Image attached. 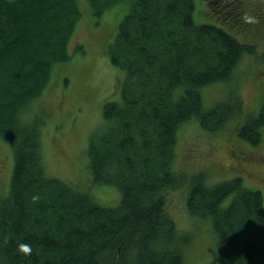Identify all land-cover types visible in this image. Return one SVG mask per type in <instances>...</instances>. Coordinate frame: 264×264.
<instances>
[{"label":"trees","instance_id":"trees-1","mask_svg":"<svg viewBox=\"0 0 264 264\" xmlns=\"http://www.w3.org/2000/svg\"><path fill=\"white\" fill-rule=\"evenodd\" d=\"M208 2L226 27L198 24L195 0H0V141L13 152L0 193V264H185L194 230L175 219V197L210 223L217 252L206 264H264V190L179 165L188 124L214 133L242 119L240 139L255 148L264 139V96L259 113L244 116L240 99L208 108L203 95L256 53L264 0ZM85 9L95 24L109 10L120 15L102 54L125 77L120 98L103 104L81 185L48 173L39 114L48 87L65 81ZM105 185L120 192L116 200L97 198Z\"/></svg>","mask_w":264,"mask_h":264},{"label":"rangeland","instance_id":"rangeland-1","mask_svg":"<svg viewBox=\"0 0 264 264\" xmlns=\"http://www.w3.org/2000/svg\"><path fill=\"white\" fill-rule=\"evenodd\" d=\"M195 3L194 17L198 24L226 27L219 23L221 16L214 10L217 6L212 8L208 0H195ZM85 11L86 15L81 17L69 46L73 55L64 71L65 81L56 78L62 82L58 84L57 80L48 87L40 100L42 112L39 114L48 173L81 185H85L82 182H87V173L90 174L86 153L90 137L105 124L103 104L120 98V80L125 77L124 71L112 66L108 54H102L103 45L106 43L107 47L106 40L112 33V23L119 20L120 15L116 16V12L109 10L95 24L89 9ZM245 34L241 31L236 35L245 41ZM253 42L257 43L256 53L244 56L230 82L203 90L206 107L238 98L246 112L244 116L248 112L251 113L249 116L259 113L264 96V36H258ZM79 44H83V53L74 50ZM231 122L214 133L204 131L196 123L179 129V165L186 169H202L200 172L206 175L211 173V178L215 180L213 183L241 176L247 187L264 190V139L259 147H252L237 136L244 121L234 119ZM262 133L264 135V128ZM12 165L10 144L0 141V193L6 192L7 185L9 189ZM187 174L189 179L193 173L187 171ZM224 177L227 178L220 179ZM115 190L118 191L114 186L105 185L96 189L95 193L99 199L116 200L118 193ZM181 199L174 198L171 211L182 230H194L193 244L185 252V264H206L217 252L216 237L209 221H197L191 217Z\"/></svg>","mask_w":264,"mask_h":264}]
</instances>
